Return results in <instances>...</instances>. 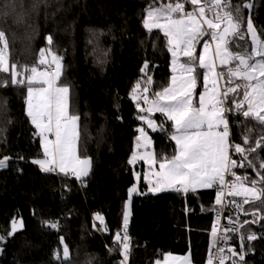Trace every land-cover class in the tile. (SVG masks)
<instances>
[{
	"label": "trees",
	"instance_id": "1",
	"mask_svg": "<svg viewBox=\"0 0 264 264\" xmlns=\"http://www.w3.org/2000/svg\"><path fill=\"white\" fill-rule=\"evenodd\" d=\"M22 2L30 6L36 0ZM167 2L40 0L38 10L31 13L25 25L0 16V26L9 39L10 62L32 66L39 59V51L49 48L62 57L59 85L69 87L71 112L80 117L79 155L91 161L90 175L82 181L42 172L32 163L43 153L26 114V89L0 88V158L11 157L8 167L0 171V236L5 237L0 241V264H119L123 258L120 251L109 249L117 247L116 233L122 234L124 207L129 189L135 185L128 160L135 149L137 129L145 128L130 97L131 88L142 79L140 69L145 61L154 82L150 96L168 86L172 75L166 38L159 30L149 33L142 20L149 4ZM242 2L252 5L242 9L245 19L250 17L257 32H264V0H231L234 6ZM190 8L186 6V10ZM48 36L52 37L51 45ZM5 75L0 73V80ZM198 84L200 90L202 79ZM152 118L158 124L165 119L160 114ZM228 119L233 144L243 145V138L248 136L250 144L243 146L254 147L264 136V128L254 120L235 112L229 113ZM165 128L170 129V122ZM147 131L157 154L173 153L174 142L165 132ZM233 159L239 162L241 157L234 153ZM248 159L258 167L264 160V148H257ZM233 171L238 176L256 178L255 168ZM217 191L150 193L141 182L139 193L145 194L134 196L131 204L128 227L132 246L127 264H156L167 254H189L192 264H208L215 247L212 222L217 212L213 209L221 207L215 203ZM243 207L244 212L231 206L226 212L242 225L227 236L237 252H241L243 243L244 260L234 258L230 264H264V219H259L264 216V203L255 201ZM97 213L104 217L107 230H102L95 219ZM254 219L255 223H243ZM13 221L17 231L9 235ZM51 223L57 228L50 227ZM249 234L257 238L248 240ZM241 236L245 237L243 241ZM65 245L69 248L68 260L63 258Z\"/></svg>",
	"mask_w": 264,
	"mask_h": 264
},
{
	"label": "snow or ice",
	"instance_id": "2",
	"mask_svg": "<svg viewBox=\"0 0 264 264\" xmlns=\"http://www.w3.org/2000/svg\"><path fill=\"white\" fill-rule=\"evenodd\" d=\"M186 4L191 5L190 10H186ZM39 5L40 0L30 6H25L22 0L9 4L0 2V16L11 17L16 24L25 25ZM251 7V4L243 2L234 6L231 0H169L159 6L149 4L142 20L143 27L149 33L159 30L166 38L167 49L172 57L171 82L150 96V86L154 82L148 75V62L145 61L140 69L144 75L130 92L131 99L136 102V108L141 113L138 119L153 132H165L174 142V149L170 156L149 151L152 139L144 127H139L136 148L145 151L143 154L133 151L128 164L144 161L148 165L149 171L143 179L152 193L168 190L187 193L200 188L219 187L215 203L222 207L213 209L217 217L225 206V186L230 189L228 196L242 197L240 203L234 199L228 202V206L239 212H244L243 206L246 204L255 201L264 203V172L260 171L264 169V160L256 167L248 159L249 154L257 148H264V136L256 140L254 147L243 146L250 144L248 136L243 138V145L233 144L230 141L228 119V113L235 112L264 128V32H257L250 17L245 19L242 9ZM47 41L51 45L52 37L48 36ZM198 45H202L199 53ZM9 53V39L4 27L0 26V73L6 74L0 80V88L15 86L26 89V114L36 129L34 135L39 138L43 153V158L35 159L32 163L44 173L71 174L77 179L88 176L91 161L78 154L80 117L70 112L69 87L58 85L62 57L52 53L50 48L41 49L37 63L28 66L18 61L10 62ZM49 55L51 59H48ZM52 65H55L54 69ZM40 66H44V69ZM201 79L203 91L197 94L198 81ZM155 113L163 116L164 122L158 124L152 118ZM168 122L170 129L165 128ZM232 152L240 155L239 162L232 158ZM10 159L9 156L0 158V169L8 167ZM240 167L255 168L256 178L236 175L233 169ZM140 175L136 173L137 181ZM226 176L233 179L227 180ZM133 193L145 194L139 193L135 185L129 189V198ZM129 214L126 205L123 234L116 233L114 244L117 247L109 249L110 252L120 251L123 259L119 264H126L130 251L127 235ZM251 215L257 216V213L252 212ZM95 219L100 222L102 230H107L102 215L97 213ZM227 219L232 227H225L219 237L217 225L212 228L214 246L219 240L227 241L229 232L242 227L231 216ZM259 219H264V216ZM255 222L254 219L243 223ZM49 226L57 228L56 223ZM93 226L96 227L95 224ZM16 231L17 223L13 221L9 235ZM246 238L255 240L257 237L249 234ZM4 239V236H0V241ZM244 239L241 236V241ZM216 251L221 254L219 264H225V249L217 248ZM227 251L232 256H238L240 261L244 260L241 254L243 243L241 252L231 247ZM63 258L70 259L67 245L63 248ZM167 259L165 257V261ZM157 264L160 262L157 261ZM181 264H190L189 258L185 256ZM208 264H213L212 255H209Z\"/></svg>",
	"mask_w": 264,
	"mask_h": 264
},
{
	"label": "built area",
	"instance_id": "3",
	"mask_svg": "<svg viewBox=\"0 0 264 264\" xmlns=\"http://www.w3.org/2000/svg\"><path fill=\"white\" fill-rule=\"evenodd\" d=\"M186 6L191 7L190 4H186ZM54 68L55 67H52V69H54ZM230 154H231V156L233 158L234 152H232ZM48 174L55 175V176L60 177L62 179L68 178V179L77 180V178H75L71 174H69V175H64L62 173H59V174L58 173H48ZM231 178H232L231 176H226V179L227 180H231ZM213 188H216L219 191V187L214 186ZM229 190L230 189L227 186H225V188H224L225 197H224V201H223V203H224L225 206L223 207V211L221 212L220 216L217 217V213H215V215L213 216L212 228H213L214 225H217V228H218L217 237H219L221 234H223L224 228L226 226L231 225V224H229V221H228L227 216H226V212H227V209L229 207L228 206V202L231 201V200H233V199L237 203L242 202V198H240V197H230V196H228L227 193H228ZM179 193H183V192H179ZM217 221H219L218 224H217ZM122 234H123V230H122ZM127 235L129 237V240H130V248H131V246H132V239H131V236L129 235V227L127 228ZM228 242H229L228 239H227V241L219 240V242L215 244V247H214V250H213V253H212V256H213V264H219V256L221 254L216 251L217 248H224L225 249V252L223 253V255L225 256V264H230V262L232 261V255H231L230 252L227 251L228 248L231 247ZM122 259H120L119 261H121ZM126 264H127V262H126Z\"/></svg>",
	"mask_w": 264,
	"mask_h": 264
},
{
	"label": "rangeland",
	"instance_id": "4",
	"mask_svg": "<svg viewBox=\"0 0 264 264\" xmlns=\"http://www.w3.org/2000/svg\"><path fill=\"white\" fill-rule=\"evenodd\" d=\"M202 51V45H198L197 46V53H199V52H201ZM52 52V51H51ZM53 53V52H52ZM48 59H51V55H49L48 56ZM182 59H186V58H182ZM61 65H62V67H63V63H62V60H61ZM53 67H55V65H52ZM41 67V69L43 70L44 69V66H40ZM219 70V69H218ZM171 72H172V57H171ZM61 74H62V68H61ZM172 76V75H171ZM60 78H61V75H60ZM170 82H171V78H170ZM169 82V83H170ZM59 83H60V79H59V81H58V85H59ZM221 84H223V81H221ZM59 86H61V85H59ZM199 84H198V87H197V94H199L200 92H202L203 91V87L201 86V89L199 90ZM69 109H70V103H71V100H70V89H69ZM70 112H71V109H70ZM155 114H157V113H155ZM154 114V115H155ZM147 129H149L148 127H147V125L145 124V130L147 131ZM149 130H151V129H149ZM150 136V135H149ZM153 149V143H152V146H151V148L149 149V151H154V150H152ZM134 151H137L139 154H143L144 153V149L143 148H140V149H137L136 148V145H135V149H134ZM78 154H79V150H78ZM132 155V154H131ZM42 158H43V156H42ZM82 158V157H81ZM141 162H144V161H138L137 163H135V164H133V165H131L132 166V168H133V171H134V177H135V186L138 188V191H139V185H140V183H141V181L143 180L144 182H145V180L143 179V176H144V174H146L148 171H149V168H148V165L145 163V166L143 165V164H141ZM143 165V166H142ZM157 167H158V165H157ZM5 168H3V169H0V171L1 170H4ZM90 172H91V164H90V169H89V174H88V176L90 175ZM136 173H140L141 175H140V180L139 181H137V178H136ZM88 176H86V177H82L81 179H77L78 181H82V180H84V179H86ZM146 183V182H145ZM147 184V183H146ZM148 185V184H147ZM149 187V186H148ZM200 189H203V188H200ZM171 191H173V190H168V191H163V192H171ZM149 192V191H148ZM150 193H152V192H150ZM157 193H161V192H157ZM137 195V193H133L132 194V196H131V198H128V200L126 201V204H125V206L127 205V207H128V211H129V223H130V220H131V217H132V199L134 198V196H136ZM240 198H242V197H240ZM124 211H125V207H124ZM124 214V213H123ZM98 221V220H97ZM99 222V221H98ZM129 223H128V225H129ZM181 261H182V259H179V260H177V261H175V263H173V264H181ZM159 262H160V264H165L166 263V261H165V259H162V260H159ZM156 264H157V262H156ZM191 264V263H190Z\"/></svg>",
	"mask_w": 264,
	"mask_h": 264
},
{
	"label": "crops",
	"instance_id": "5",
	"mask_svg": "<svg viewBox=\"0 0 264 264\" xmlns=\"http://www.w3.org/2000/svg\"><path fill=\"white\" fill-rule=\"evenodd\" d=\"M53 67V66H52ZM157 114H159V113H157ZM149 130V129H148ZM152 131V130H151ZM148 132V131H147ZM149 134V133H148ZM153 150V149H152ZM141 164H143L144 166H145V163L144 162H141ZM142 165V166H143ZM141 182H143L147 187H148V185L142 180ZM197 190H204V189H197ZM139 192V191H138ZM185 256H187L188 258H189V261H190V263L192 264V262H191V257H190V255L189 254H187V255H173V254H167L165 257H167L168 259H167V261H166V263L165 264H173V263H175V261H177V260H179V259H173V257H177V258H180V259H183ZM165 257H164V259H165Z\"/></svg>",
	"mask_w": 264,
	"mask_h": 264
},
{
	"label": "water",
	"instance_id": "6",
	"mask_svg": "<svg viewBox=\"0 0 264 264\" xmlns=\"http://www.w3.org/2000/svg\"><path fill=\"white\" fill-rule=\"evenodd\" d=\"M234 258H236V259H237V258H238V256H232V259H234Z\"/></svg>",
	"mask_w": 264,
	"mask_h": 264
}]
</instances>
